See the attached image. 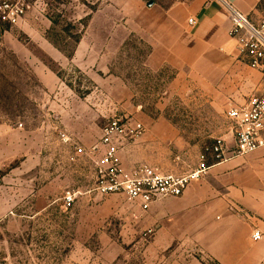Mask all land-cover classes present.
Listing matches in <instances>:
<instances>
[{
  "label": "rangeland",
  "instance_id": "obj_1",
  "mask_svg": "<svg viewBox=\"0 0 264 264\" xmlns=\"http://www.w3.org/2000/svg\"><path fill=\"white\" fill-rule=\"evenodd\" d=\"M150 1L168 9L192 0H25L18 24L0 14V264L178 258L174 247L151 244L144 213L122 195L94 191L92 159L71 161L74 148L61 136L88 153L109 120L128 118L145 126L124 145L128 166L179 175L231 135L223 97L153 55L138 18ZM69 192L76 200L67 208Z\"/></svg>",
  "mask_w": 264,
  "mask_h": 264
},
{
  "label": "crops",
  "instance_id": "obj_2",
  "mask_svg": "<svg viewBox=\"0 0 264 264\" xmlns=\"http://www.w3.org/2000/svg\"><path fill=\"white\" fill-rule=\"evenodd\" d=\"M225 1L254 23L264 15V0ZM138 11L153 55L162 52L164 62L201 78L209 93L223 97L225 107L244 106L264 95L262 75L238 57L220 1L192 0L168 9L147 4ZM191 18L197 22L193 27ZM123 151V165L132 167ZM87 155L94 164L97 156ZM143 226L153 233L151 244L157 249L174 247L179 256L172 264H264V147L211 167L183 196L155 203L144 212ZM257 230L260 241L252 239Z\"/></svg>",
  "mask_w": 264,
  "mask_h": 264
},
{
  "label": "built area",
  "instance_id": "obj_3",
  "mask_svg": "<svg viewBox=\"0 0 264 264\" xmlns=\"http://www.w3.org/2000/svg\"><path fill=\"white\" fill-rule=\"evenodd\" d=\"M228 12L230 20L229 37L235 42L239 59L249 68L258 71L264 79V15L258 23L234 5L218 0ZM28 6L25 0H12L0 5L2 21L16 25L26 15ZM194 18L189 26L196 25ZM228 119L232 122L231 136L215 139L199 155L196 168L185 174H164L148 165L137 164L125 167L120 153L125 143L135 141L145 133L143 123L114 117L102 129L99 141L88 153L95 155L94 191L101 196L122 195L128 203L140 211L147 212L164 199L183 196L188 187L202 180L211 167L224 163L234 157L244 156L264 147V95L253 96L244 106L231 107ZM62 141L73 146L71 161L88 154L87 150L71 142L66 133ZM76 195L67 193L65 207L74 205ZM252 239L260 241L263 235L255 231Z\"/></svg>",
  "mask_w": 264,
  "mask_h": 264
},
{
  "label": "water",
  "instance_id": "obj_4",
  "mask_svg": "<svg viewBox=\"0 0 264 264\" xmlns=\"http://www.w3.org/2000/svg\"><path fill=\"white\" fill-rule=\"evenodd\" d=\"M154 5V3L152 2V1H150L149 3H148V7H152Z\"/></svg>",
  "mask_w": 264,
  "mask_h": 264
}]
</instances>
